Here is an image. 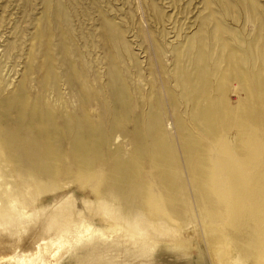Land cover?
I'll return each instance as SVG.
<instances>
[{
	"label": "rangeland",
	"instance_id": "1",
	"mask_svg": "<svg viewBox=\"0 0 264 264\" xmlns=\"http://www.w3.org/2000/svg\"><path fill=\"white\" fill-rule=\"evenodd\" d=\"M0 264H264V0H0Z\"/></svg>",
	"mask_w": 264,
	"mask_h": 264
},
{
	"label": "bare ground",
	"instance_id": "2",
	"mask_svg": "<svg viewBox=\"0 0 264 264\" xmlns=\"http://www.w3.org/2000/svg\"><path fill=\"white\" fill-rule=\"evenodd\" d=\"M55 254V253H54ZM54 254H53V256H54Z\"/></svg>",
	"mask_w": 264,
	"mask_h": 264
}]
</instances>
